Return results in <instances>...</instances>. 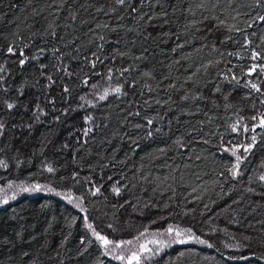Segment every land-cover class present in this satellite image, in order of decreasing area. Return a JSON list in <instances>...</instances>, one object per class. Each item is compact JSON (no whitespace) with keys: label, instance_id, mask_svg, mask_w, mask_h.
Segmentation results:
<instances>
[{"label":"trees","instance_id":"1","mask_svg":"<svg viewBox=\"0 0 264 264\" xmlns=\"http://www.w3.org/2000/svg\"><path fill=\"white\" fill-rule=\"evenodd\" d=\"M261 16L264 0H0V187L52 191L0 206V264H121L95 234L169 227L204 243L152 264H264V125L235 177L222 150L264 120Z\"/></svg>","mask_w":264,"mask_h":264},{"label":"rangeland","instance_id":"2","mask_svg":"<svg viewBox=\"0 0 264 264\" xmlns=\"http://www.w3.org/2000/svg\"><path fill=\"white\" fill-rule=\"evenodd\" d=\"M261 120H263L262 115H260L255 126L253 127L240 123L236 124L234 126L236 131H233V133L236 135L235 144L230 147L224 146L222 149L223 152L228 153L236 160L237 156L240 158L246 156L256 142V137L253 135L256 127L263 126L261 124ZM84 123L88 126L91 125V121L87 118L84 120ZM253 137H255V139H253ZM245 147H249L247 152L244 151ZM233 172H237V169L235 168ZM37 186L38 185L10 183L0 187V206H5L24 194L35 195L52 193V191L46 187ZM23 189H28V191H24ZM58 196L78 209L82 208L79 201L74 199L69 194L63 193L58 194ZM5 199H7V203H4ZM169 228L172 229L171 233L168 232ZM169 228L163 231H149L137 238L128 241H109L105 238L109 241L108 244H105L103 240L98 238L101 236L96 234L94 236L108 258L121 264H129V260H131V264H152L153 261H155L162 254V252L174 245L200 244L190 232L174 227ZM177 232H180L181 235L177 236ZM181 240L184 242H178ZM117 245L120 246L117 247ZM134 256L137 257V259H133ZM117 257H124V259H118Z\"/></svg>","mask_w":264,"mask_h":264},{"label":"snow or ice","instance_id":"3","mask_svg":"<svg viewBox=\"0 0 264 264\" xmlns=\"http://www.w3.org/2000/svg\"><path fill=\"white\" fill-rule=\"evenodd\" d=\"M121 3H123V0H121ZM260 20L264 21V16H261V17H260ZM11 51H12V49L10 48V49H9V52H11ZM256 56H257V54H256V53H253V58H254V59L256 58ZM21 63L23 64V61H21ZM253 87H255V85H253ZM257 90H258V89H257ZM119 91H120V89L117 88V89H116V92H119ZM101 98H103V97H101ZM8 107H9V108H12L13 105H12V104H9ZM149 123H151V122H149ZM261 124L264 125V120H261ZM233 131H236L235 127L233 128ZM253 139H255V137H253ZM249 147H250V146H249ZM249 147H245V148H244V151L247 152V151L249 150ZM239 161H240V157L237 156V164L235 165V168H236L237 170L239 169ZM49 171H52V169H49ZM237 174H238V172H233V176H234V177H235ZM260 179H261V180H264V176H261ZM37 187H38V186H37ZM23 190H24V191H28V189H23ZM117 191H118V190H117ZM7 202H8L7 199H5V200H4V203H7ZM168 232L171 233V232H172V229L169 228V229H168ZM176 235H177V236H180L181 233H180V232H177ZM98 238L101 239V240H103L105 244H108V243H109V241L106 240V239H105L104 237H102V236H101V237H98ZM178 242L183 243L184 241L181 240V241H178ZM200 243H204V241H200ZM119 246H120V245H117V247H119ZM142 247H143V246H142ZM117 258H118V259H124V257H117ZM133 259H137V257L134 256ZM129 264H131V260H129Z\"/></svg>","mask_w":264,"mask_h":264}]
</instances>
